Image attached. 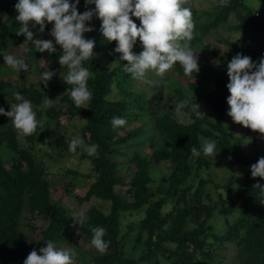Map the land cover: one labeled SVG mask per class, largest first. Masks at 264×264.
<instances>
[{
	"label": "trees",
	"instance_id": "obj_1",
	"mask_svg": "<svg viewBox=\"0 0 264 264\" xmlns=\"http://www.w3.org/2000/svg\"><path fill=\"white\" fill-rule=\"evenodd\" d=\"M253 1L260 2L262 7L255 9L251 7L252 5H247L245 0H217V5L210 13V20L206 22H202L199 13L193 7H189L194 24L191 48H194L201 35L227 23L229 18L238 12L240 19L235 30L241 33V45L233 48L234 53H242L250 56L253 62H258L260 57L264 56V0ZM187 2L189 5L190 2ZM84 3L85 1L81 13L85 11ZM14 5L15 3L0 0V54L11 49L10 43L18 36L19 22L15 20L17 12ZM4 13L9 16V22L5 25L6 31L2 29ZM132 19L140 26L138 18ZM100 25L101 21L93 17L89 22L93 31L84 33L85 38L95 40L93 51L96 54L90 61L84 62V66L91 73L88 87L92 97L87 106L76 107L73 104L69 93L66 92L67 88L71 87L64 81L67 72L62 76L56 74L48 82L47 87L42 84V88L34 84L27 88L15 84L8 86L0 81V100L3 97L14 103L16 102L14 93L20 92L22 96L32 101L38 120H41L42 116L37 108L44 104L48 97L51 101L60 98L66 106L64 111H49V120H57L67 114L70 117L80 116L85 122L82 129L83 137L87 144L96 146L95 151L91 152L79 150L93 166V174L84 176L85 179L92 181L85 198L96 197L111 203L108 214L91 209L87 222L81 227L76 224L77 230H83L90 238L91 227L102 226L106 229L104 239L108 242V247L112 248V252L95 256L93 264H264V204L258 200L259 190L255 188L257 183L264 186V178H252L250 173V166L260 157L246 155L241 146L233 144L232 134L225 130L223 119L228 106L227 97L230 95L226 87L229 82L227 67H216L207 61H199L200 71L197 74L194 72L197 80L188 83L193 97L201 105L210 106L217 114L216 122L193 109L191 97L182 88H177L175 91L179 103L185 100L189 102L184 111L193 122L181 124L170 114L153 117L160 133L159 138L151 141L153 155L135 152L130 159L135 171L129 192L133 195L134 201L127 202L117 194L116 187L124 186L126 183L123 178L117 176L118 164L113 158L120 153L115 145L128 142L134 137H142L145 132L136 129L127 137L116 139V130L110 121L114 116L123 117L127 121L129 117L134 116V110L148 114L149 102L146 100V92L132 89L135 80H132L130 74L123 69L127 62L120 61V54L114 52L117 42L104 40L99 32ZM50 26L51 24H46L44 32L39 34L45 36ZM138 43L139 40L133 48L135 53L142 51L138 49ZM56 48L55 53H36L37 59L58 63L62 49L59 45H56ZM109 62H116L117 65L111 67ZM147 74L145 79L158 76L153 71ZM209 83L212 88L208 87ZM115 89L119 97L109 98ZM2 121L4 119H0V126ZM52 131L53 129L43 124L27 139L37 145L47 139ZM256 133L247 128L246 136L255 137ZM202 138L216 141V150L221 155L230 157L234 163L246 168L242 183L234 191L235 197L242 201L239 206L242 214L223 235L209 230L210 220L215 216L217 205L212 204L213 199L206 190L204 180H201L191 195L181 189L193 175L191 164L193 158L206 163L205 156L194 157L190 151L192 147L200 149ZM162 139L169 142L170 146L161 143ZM0 141H5L6 146L16 154V162L11 169L5 166L4 160L0 157V264H23L28 255L29 245L19 234L18 229L29 198L35 199L33 206L36 209L41 208L38 210L39 214L50 218L48 226L42 231L41 239L36 242L35 250L38 253L41 247L46 246L45 242L48 240L55 244L71 242L70 217L65 210L55 209L51 204L48 185L44 179L45 167L28 149L20 146L16 130L11 126L1 128ZM154 160L157 162L167 160L175 164L171 175L163 179L168 184V189H165L168 199L156 197L161 194L160 191L157 195L150 191L152 182L150 171L154 166ZM170 198L176 203L179 201L181 207H176L175 213L173 211L168 216L164 213V207ZM232 207L233 200H230L229 207L219 208L218 212L229 215L232 213ZM141 212L145 213L144 218L130 223L127 232L122 236L123 219L127 214ZM133 234L136 235L134 245L128 254L124 251L122 243ZM232 246L234 255L229 257L227 252L231 251Z\"/></svg>",
	"mask_w": 264,
	"mask_h": 264
},
{
	"label": "rangeland",
	"instance_id": "obj_2",
	"mask_svg": "<svg viewBox=\"0 0 264 264\" xmlns=\"http://www.w3.org/2000/svg\"><path fill=\"white\" fill-rule=\"evenodd\" d=\"M10 3H16L17 0H6ZM85 0H80L78 5V12L82 11V4ZM187 1L190 2L189 5ZM74 2V0H70ZM182 5L190 7L199 13L202 22L209 21L211 18V12L217 5V0H182ZM247 5L251 7H261L262 4L257 1L245 0ZM85 4V3H84ZM256 4V5H254ZM259 4V5H257ZM258 9V8H255ZM239 13H234L227 23L222 24L218 28H213L205 35H201V38L196 42L194 48V55L197 56L198 62L207 61L212 63L216 67H227L228 61L231 60L234 53L233 48L240 46V35L238 30H235V26L239 22ZM9 22V16L4 13L2 16L3 31H6V23ZM46 33L45 36L39 34L38 29L32 28L30 30L34 33V39H44L48 37L54 41V38L50 35L52 28ZM139 27V26H138ZM26 37L24 35H18L11 43V49L4 51L1 54H15L21 57L29 64V70L27 72L21 70L16 71L5 65L3 55H0V81L7 84L18 85L22 88H27L30 84L37 85L42 88V82L40 81V73L47 70H55L59 76L64 75L67 72L66 66L63 67L58 63H49L45 59H37L39 52H36L34 45L24 44ZM55 42V41H54ZM33 53V54H32ZM111 67L116 66V62L108 63ZM148 76V74H146ZM228 77V76H227ZM168 78V79H167ZM167 79V80H165ZM229 79V77H228ZM197 77L192 73L191 77H185L183 70L180 68L179 62L169 69L164 76H156L153 79H144L142 81H135L133 84V90L146 92V100L148 114L138 112L134 110V116L127 119V124L116 130V139H123L136 129H142L145 134L142 137L131 138L128 142H123L115 145V148L119 151V155L114 156L113 160L117 162V176L123 178L125 181L124 186H117L116 192L127 202L134 201L133 195L129 192L131 182L134 177V167L130 162L131 157L135 152H142L148 155H153L154 149L151 147V141L159 138L160 133L156 128V123L153 117H159L165 114H170L181 124L192 123L193 120L183 110V113H177L175 106L178 101V95H176V89L182 88L183 91L191 97V103L194 102L198 108H192L198 111L201 115L209 117L213 122L217 120V114L212 110L210 106L201 105L197 99L193 97V93L189 90L188 83L195 82ZM154 87H156L154 89ZM209 88H212L211 84H208ZM1 94V93H0ZM70 95V94H68ZM116 89L109 98H118ZM71 98V97H70ZM10 102L3 97L0 100V107L5 108L6 111H10ZM88 102L85 105L87 106ZM34 109V105H32ZM66 108L64 101L60 98L50 101L48 104H41L37 109L40 110L43 124L47 128L53 129L48 138L40 141L37 145L32 144L22 133L17 132V139L21 147L28 149L35 158L40 161L45 167V182L48 185L49 199L55 209H63L70 217L72 239L69 244H56L58 247L71 249L74 253V264H93V258L95 256L111 253L112 248L107 247L103 253L97 252L91 245V238L87 237L83 230H77L76 223L74 222L73 213L83 211L88 219V214L91 209H96L104 214L110 212L111 203L106 202L101 198L88 197L86 195L89 191L91 180L84 178L85 175L93 174V166L89 160H86L79 150L89 152L88 148L90 144L83 137L82 129L85 122L80 116L70 117L65 114L57 120H49V111H64ZM223 119L225 130L232 134L234 145L241 146L246 155H257L258 157L264 156V136L257 132L255 137H248L247 128L242 125L236 124L227 115ZM0 119H4L0 126L6 128L11 126V119L7 116L0 115ZM207 127V126H205ZM73 136H79L83 140V144L79 145L76 151L69 152L67 150V143L73 138ZM150 137V138H147ZM147 138V139H146ZM206 138H202V143ZM166 146H170V143L164 139L160 140ZM215 158L213 156L206 157L205 161L208 164H204L201 161H197L193 158L191 164L193 166L191 178L183 185L181 189L191 195L195 189L199 186L201 180H204L206 190L211 194L212 204L217 205L215 216L211 218L209 228L210 232L223 235L240 216L241 211L239 206L242 201L237 199L234 195L236 188L242 183L246 168L242 165L236 164L230 157L223 156L216 150ZM16 154L6 146L5 141H0V157L4 160L5 166L11 169L16 162ZM154 166L151 169L152 182L150 183V191L157 195L159 191L160 195L156 197L167 198L165 189L167 183L163 179H167L175 168V164L171 161L162 160L157 162L153 161ZM168 189V188H167ZM33 199L28 200L26 208L21 215V222L19 224V234L29 245L28 254L35 249L36 242L42 237V231L49 224L50 218L44 214H39L40 209H36L33 206ZM233 200L232 213L224 215L219 213L218 209H225L229 207V201ZM226 201V202H225ZM176 207H181L179 201L176 203L173 199L168 200L167 205L164 207V213L168 216L175 210ZM33 208V210H32ZM39 210V211H38ZM144 212L136 214H127L123 219L121 225V235L123 236L127 232L128 225L132 222H137L143 219ZM86 219V222H87ZM85 222V223H86ZM172 223H169L171 225ZM136 235L130 236L126 239L124 245V251L130 253L132 251L134 240ZM109 246V245H108ZM231 251L227 252V256L233 257V246ZM224 253V252H223Z\"/></svg>",
	"mask_w": 264,
	"mask_h": 264
},
{
	"label": "clouds",
	"instance_id": "obj_3",
	"mask_svg": "<svg viewBox=\"0 0 264 264\" xmlns=\"http://www.w3.org/2000/svg\"><path fill=\"white\" fill-rule=\"evenodd\" d=\"M80 0H17L14 9L17 12L15 20L19 22L18 35H24V44L34 45L36 52L55 53L56 45L62 49L58 57L59 64L66 66L67 73L64 81L71 87L67 88L73 104L76 107L85 105L90 101L92 92L88 87L90 71L84 66L85 61H90L96 54L93 49L95 40L85 38L84 33L93 31L89 22L93 17L101 21L100 34L107 42H117L115 53L120 54V61H126L123 69L135 81L145 79L149 71L158 76L176 66L179 62L185 77L190 78L192 73L200 71L198 58L194 55L190 42L193 39L192 11L189 7L182 6V0H85V11L78 12ZM94 7H91L93 6ZM138 18L140 26L133 21ZM46 24H52L51 39H34L30 30L38 27L43 33ZM138 43L139 53L133 48ZM3 55L5 65L16 70H29V64L15 54ZM56 75L55 70H43L40 81L47 87L48 82ZM229 82L226 87L230 95L227 97L229 108L227 115L236 124L264 136V56L258 62H253L250 56L237 53L227 63ZM16 102L9 103L10 111L0 107V115L11 119V124L19 133L29 136L38 126H43V120H38L32 107V101L20 94L14 93ZM48 97L45 104L50 103ZM188 101L177 103L175 111L183 113ZM193 106L198 108L194 102ZM86 109V108H85ZM114 130L127 124L125 118L114 116L110 121ZM83 140L73 136L67 143L69 152L76 151ZM95 145L88 150L95 151ZM217 143L205 139L198 150L191 148L194 157L201 155L216 156ZM252 178H264V156L250 166ZM259 190L258 200L264 204V186L257 183ZM74 222L80 227L86 222L83 211L73 213ZM91 245L97 252L103 253L108 247L104 239L106 229L102 226L91 227ZM46 246L33 249L23 260V264H74V253L71 249L58 247L52 240L45 242Z\"/></svg>",
	"mask_w": 264,
	"mask_h": 264
},
{
	"label": "crops",
	"instance_id": "obj_4",
	"mask_svg": "<svg viewBox=\"0 0 264 264\" xmlns=\"http://www.w3.org/2000/svg\"><path fill=\"white\" fill-rule=\"evenodd\" d=\"M262 7V6H261ZM260 8V7H259Z\"/></svg>",
	"mask_w": 264,
	"mask_h": 264
}]
</instances>
